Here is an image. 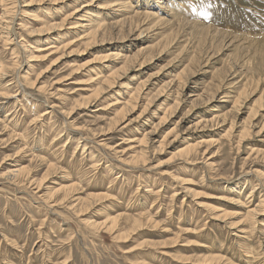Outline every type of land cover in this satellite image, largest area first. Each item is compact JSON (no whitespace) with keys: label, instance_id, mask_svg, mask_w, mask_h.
<instances>
[{"label":"rangeland","instance_id":"obj_1","mask_svg":"<svg viewBox=\"0 0 264 264\" xmlns=\"http://www.w3.org/2000/svg\"><path fill=\"white\" fill-rule=\"evenodd\" d=\"M13 1L16 12L11 13L13 28L6 27L8 35L0 20L4 26L0 25V61L9 75L0 83H11L7 89L11 97L0 111V264H225L227 259L251 264L249 256L253 264H264L260 243L264 215L259 223L246 218L235 230L230 219H214L215 211L208 206L237 211L240 220L264 197V128L258 132L264 125V0H169L160 3L162 8L155 7L157 0L146 5L132 0L135 8L120 15L110 12L113 0ZM143 5L158 14L133 15L145 12ZM85 9L100 13L101 21L110 24L95 39V34L86 39L85 32H75V24H68ZM167 9L174 15L167 16ZM0 10L1 14V6ZM75 10L81 11L76 15ZM140 31L145 34L135 39ZM38 46L52 47L36 52L40 59L30 62ZM107 54L114 56L102 61ZM126 63L127 74L120 70L125 76L112 79L113 87H107V76ZM144 82V92L138 91ZM38 86L46 91L40 92ZM101 87L106 92L97 99ZM197 87L209 94L201 102H191L186 96ZM209 87L215 96L231 94L230 102H212ZM91 96L85 105L82 100ZM115 99L122 104L115 105ZM175 99L181 104L156 128L147 161L138 160L147 149L135 138L157 126ZM128 101L131 121L114 124L117 111ZM46 109L52 113L33 122ZM221 109L222 113L232 109L225 125L221 120L206 127L199 122L212 119ZM252 111L256 115L250 117ZM6 113L10 115L4 118ZM231 122L235 127L228 135ZM242 125L252 137L240 144ZM202 139L215 143L199 147L193 161L188 156L174 158ZM50 164L56 170L40 189L3 177L13 165L30 166L29 181H39ZM61 186L76 187L65 202H60L64 190L57 191ZM254 188L257 191L251 194ZM90 195L97 197L93 207L82 212L73 208ZM116 217L118 227L105 230L103 224L110 225ZM131 217L140 218L142 225L134 226L127 239L117 238L133 223ZM245 228L248 233H241ZM248 247L256 255H249ZM214 254L226 261L203 263Z\"/></svg>","mask_w":264,"mask_h":264},{"label":"bare ground","instance_id":"obj_2","mask_svg":"<svg viewBox=\"0 0 264 264\" xmlns=\"http://www.w3.org/2000/svg\"><path fill=\"white\" fill-rule=\"evenodd\" d=\"M68 1V0H67ZM164 2H161V0H157V1H155V7H157V8H162L163 6H160V3L162 4V3H166V4H168V1L169 0H163ZM182 1V0H181ZM4 2H6L5 4H2V3H4ZM148 2V0H143V4L144 5H146V3ZM178 2V1H177ZM15 3H17V2H15ZM71 3V2H70ZM110 3H112L111 4V6L109 7L110 8V12H113V13H115V12H119L118 13V15H120V13H122V12H124L125 11V9H129L130 8V6H131V8L132 9H134L133 8V2H132V0H113V2H110ZM180 3V2H179ZM131 4V5H130ZM3 5H4V9H3ZM90 5H92V3H90V1L86 4V6H90ZM143 5V7L146 9L145 10V12H143V13H141V12H139V11H137L135 14H133V15H135V16H144V17H147V18H149L150 16H154V15H157L158 14V12H154V10H152L151 8L150 9H148V7L146 6H144ZM0 6H1V9H2V13L0 14V20L2 21V22H5L4 24H5V27L4 26H2L1 24V26L2 27H4V29L6 30V27H9V28H13V26H11L10 27V24L12 25L13 23H14V17H12V15H11V13L13 14V12L15 13L16 11H13V8L12 7H14V1L13 0H0ZM85 6V7H86ZM100 8V7H99ZM84 9V8H83ZM123 9V10H122ZM16 10V9H15ZM86 11H85V13H84V15H78L77 13L78 12H80L81 10H75V12L74 13H76V15H78V16H76V17H74V20H69V21H71V22H68V24H75L74 26H75V28H77L76 30H75V32L76 31H80L81 33H84L85 32V38L86 39H90V38H92L93 37V34H95L94 35V39H95V37L99 34V32H101L102 30H105L110 24H107V23H105V22H103V21H101V19L102 18H100V13L99 14H96V13H94V12H92V10H90V9H85ZM1 11V10H0ZM133 13V12H132ZM166 14H167V16H170V15H174L173 13H174V10H172V9H167V11L165 12ZM115 15H117V14H115ZM71 16V15H70ZM95 17V18H94ZM133 17V16H132ZM5 18H7V21H4V20H6ZM67 18H68V15H67ZM115 19V18H114ZM126 18H124V19H119V20H117L115 23H112L113 24V26L114 27H118L119 25H121L122 23H123V21L125 20ZM165 19V18H164ZM9 20V21H8ZM166 20V19H165ZM63 21L65 22L66 21V17L63 19ZM106 21V20H105ZM107 22V21H106ZM7 25V26H6ZM17 25V24H16ZM4 29H2V30H4ZM116 29H118V28H116ZM4 30V32L3 33H6L7 35H8V31L10 30H6L5 31ZM52 31V30H51ZM152 32V31H151ZM80 33V34H81ZM5 34V35H6ZM144 35L145 33H143V31H140V33H139V35L135 38V39H138L141 35ZM220 34V33H219ZM10 35V34H9ZM77 35H79V34H77ZM84 36H81V38L80 39H82V38H84ZM228 36V35H227ZM0 37H2L3 38V36H0ZM6 37V36H5ZM84 38V39H85ZM6 40H7V42L9 41L10 43H12V39L10 40V37L8 36V38L6 37L5 38ZM228 40V39H227ZM92 41V40H91ZM235 41V40H234ZM55 42H57V41H55ZM229 42V41H228ZM245 42H247V41H245ZM232 43H233V41H232ZM66 44H68V43H66ZM70 44V43H69ZM230 44H231V42H230ZM52 45V44H51ZM147 45H145V46H143V47H141L139 50H138V52L140 53L141 51H143V49L144 48H147L146 47ZM39 47V46H38ZM52 46H49V47H45V48H42V47H39V49H35L34 51H33V53L31 54V57H30V59H29V61L30 62H34V61H37V60H39L40 58H39V56L40 55H38V54H36V52H38V53H41V52H43V51H46L47 49H50ZM43 56V55H42ZM111 56H114L113 54H107V56L102 60V61H106L107 59H111L112 57ZM43 58V57H42ZM119 57H116V59H118ZM17 61V60H16ZM194 61H196V60H194ZM193 62V61H192ZM16 63H18V62H15V65H16ZM194 64H196V63H194ZM86 62L84 63V64H81L80 66H78V68H77V72H79L80 70H82L83 68H85L86 67ZM140 65H144V63H141ZM33 66V64H30V68ZM7 66L6 65H4V62L3 61H0V80L2 79V80H4V81H6V79L8 78V70H7V68H6ZM14 67V66H13ZM109 67V66H108ZM127 67V63L126 64H124L123 66L121 65L120 67H118V69H115V71H112L108 76H107V78L105 79V84L107 85V87H113V81H112V79H117V78H119V79H121V78H123L126 74H127V72H128V70L129 69H127L126 68ZM189 66H187V68H188ZM113 68V67H112ZM184 69H185V67H184ZM184 69L182 70V71H184ZM120 70H124L123 71V74H125V75H123V74H119L118 72L120 71ZM189 70V69H188ZM76 72V73H77ZM87 72V71H86ZM92 72V71H91ZM187 72V71H186ZM189 72V71H188ZM191 72V71H190ZM27 73V72H26ZM221 74H222V72H221ZM179 75V74H178ZM178 75H176V76H178ZM193 75V74H192ZM191 75V76H192ZM194 76V75H193ZM192 76V77H193ZM179 77H181V76H179ZM177 78V77H176ZM11 79H13V78H11ZM9 80V79H8ZM37 80H39V78H37L35 81H33V85H34V87H36V85H37ZM172 81H175V82H177V80L175 79V80H172ZM180 81V80H179ZM216 81V80H215ZM8 82V81H7ZM9 83V82H8ZM7 83V85H4V82H1L0 83V111L1 110H3L4 108H5V105L9 102V100L7 99V98H10L11 97V94H8V91H7V89L9 88V86L11 85V83L10 84H8ZM17 83V82H16ZM34 83H36V84H34ZM168 83V82H167ZM172 83V82H171ZM171 83H168V85L167 86H169ZM181 83V82H180ZM6 84V83H5ZM143 85H139L138 87H137V90L139 91V90H142L143 91V89H145L146 88V82H144V83H142ZM184 84V83H183ZM182 83H181V85H183ZM214 84V83H213ZM261 84V83H260ZM178 85H180V84H178ZM185 85V84H184ZM218 86V85H217ZM165 87V86H164ZM179 86H177V88H178ZM212 87V86H211ZM216 87V86H215ZM20 88V87H19ZM167 87H165L164 89H166ZM169 88V87H168ZM213 88V87H212ZM23 89V88H22ZM58 89H60V88H58ZM179 89V88H178ZM186 88H184V90H185ZM192 90H189V93H188V95L186 96L188 99H190L191 100V102H196V101H198L201 97H203L204 95H206V93L207 94H209L208 93V91L207 90H205L204 91V89L201 91V92H199L200 91V89L201 88H199V87H197V88H191ZM215 89V88H214ZM213 89V90H214ZM19 90H21V89H19ZM38 90L41 92H43V91H46V89L43 87V86H38ZM121 90V89H120ZM162 90V89H161ZM174 90V89H173ZM182 90V89H181ZM208 90H209V92H211V89H210V87L208 88ZM219 90V89H218ZM217 90V91H218ZM142 91H140L141 93H142ZM177 91V90H176ZM207 91V92H206ZM106 92V88H104V87H101L100 88V91H97V94L95 95L96 96V98L97 97H100V95L102 94V93H105ZM120 92V91H119ZM137 92V91H136ZM144 92V91H143ZM160 92V91H159ZM164 92V91H163ZM178 92V91H177ZM205 92V93H204ZM212 92H214V91H212ZM211 92V93H212ZM21 93H23V91H21L19 94H21ZM171 93H172V91H171ZM222 93H224V95H221V94H219L218 96H215V94L213 95V93H212V95H211V101L212 102H215V101H219L220 103H222V104H228L229 102H230V100H231V94H229L228 92H222ZM28 94V93H27ZM93 94V93H92ZM139 94V93H138ZM175 94V93H174ZM22 95V94H21ZM20 95V96H21ZM140 95V94H139ZM158 95H159V93H158ZM171 94H169V96H170ZM173 95V94H172ZM178 95H179V93H178ZM185 95L186 94H184V97H185ZM221 95V96H220ZM19 96V95H18ZM160 96H162V95H160ZM159 96V97H160ZM177 96V95H176ZM182 96V95H181ZM210 96V95H209ZM220 96V97H219ZM156 97V96H155ZM158 97V96H157ZM178 97V96H177ZM16 98V97H15ZM14 98V99H15ZM181 98V97H180ZM207 98H208V95H207ZM207 98H206V100H207ZM7 99V101L5 102L4 100H6ZM12 99V98H11ZM91 99H93V96H91V97H89L88 99H85V100H82V101H84L85 102V105L86 104H88V102H90V100ZM98 99V98H97ZM133 99L135 100L136 99V94H134L133 95ZM179 99V98H178ZM16 100H20L19 98H16ZM116 101H115V105L116 104H118V103H120V104H122V102H120V101H118V99H115ZM176 100L177 99H175V103L174 104H172V105H168V108L167 107H165V108H167L166 110H164L165 112L163 113V116L162 117H159V122L157 123L158 125L157 126H155L152 130H149V131H147L144 135H143V137L142 138H135V140H137L138 139V143H139V145H142V147H144V148H146L147 149V152H145V153H143V151L145 150V149H143V151H142V153L140 154V156H139V158L140 159H138V160H142L143 162H146L147 161V156H146V153H148V151H151L150 150V147H149V144L152 142V141H154V135H155V133H156V128L157 127H160L161 125H163L169 118H171L174 114H172L173 113V111H177V108L180 106V104H181V102H180V100H179V103L177 104L176 103ZM203 99H201V101H202ZM178 101V100H177ZM186 101V100H185ZM184 101V102H185ZM200 101V100H199ZM198 101V102H199ZM200 101V102H201ZM260 101V100H259ZM83 102V103H84ZM132 102V101H131ZM131 102H125L124 103V105H122V107L117 111V115L115 116V118L116 117H118V119H117V121L116 122H113L114 124H116L119 120L120 121H122V124H124V123H126V121H128L129 120V115L127 114V105L129 104H131ZM238 102L239 101H235L234 103H233V105H232V109H229V110H227V111H225V113H222L223 111H222V109L221 110H215V111H217L218 112V114L217 115H215L214 117H212V119H210V120H207V121H205V122H201V121H199L200 123H203L205 126L204 127H206V126H208V125H210L211 123H214V122H217V121H220L221 120V122L223 123V125H225L226 124V120H227V117H228V115L229 114H231V112L232 111H237L238 110ZM258 102V101H257ZM81 104V103H80ZM184 104V103H183ZM260 104V103H259ZM77 105H79V104H77ZM83 105V104H82ZM134 105V104H133ZM221 105V104H220ZM80 107V106H79ZM129 107V106H128ZM132 107V106H131ZM149 107V106H148ZM147 107V108H148ZM223 107V106H222ZM227 107V106H226ZM238 107V108H237ZM146 108V109H147ZM130 109V108H129ZM132 109H134V108H132ZM176 109V110H175ZM49 110H51V109H49ZM48 109H46V111L45 112H42V113H39V115H37L36 116V118L34 119V121L33 122H37V121H40V122H42V117H44L45 115H48V114H50V113H52L51 111H49ZM99 110V109H98ZM101 110V109H100ZM230 110H232V111H230ZM128 111H130V110H128ZM235 111V112H236ZM256 111V110H255ZM132 112V111H131ZM145 112H146V110H145ZM159 112V111H158ZM129 113V112H128ZM236 114V113H235ZM254 114H255V112L254 111H252L251 112V116L250 117H253L254 116ZM10 114H8L7 115V113H6V115L4 116V118L5 117H7V116H9ZM256 115V114H255ZM14 118V117H13ZM137 118H139V117H137ZM234 118H235V116H234ZM158 119V118H157ZM4 120V119H3ZM116 120V119H115ZM129 121H131V120H129ZM14 122V121H13ZM141 122V121H140ZM246 123V122H245ZM247 124V123H246ZM117 125V124H116ZM245 125V124H244ZM248 125V124H247ZM247 125H245L246 127H247ZM111 126V125H110ZM238 126V125H237ZM239 126H241L240 124H239ZM243 126V125H242ZM245 126H243V130L241 131V134H240V136H239V143L241 144L242 143V140L243 139H245L246 137H250L251 136V133L250 132H248V129H246V127ZM112 127H113V125H112ZM233 127H235V122H234V125H233V122H231V125H230V127H229V129L227 130V133H228V135H229V132L233 129ZM111 128V127H110ZM264 128V125H262V127L259 129V131L258 132H260L262 129ZM158 129V128H157ZM104 130V129H103ZM111 130V129H110ZM173 131L174 130H176V128L174 127L173 129H172ZM17 131V130H16ZM171 131H169L165 136H164V139L162 140V142L159 144L160 146L161 145H164L165 143H166V140L168 139V135H169V133H170ZM207 134V133H206ZM238 134V133H237ZM203 137V136H202ZM252 137V136H251ZM191 139V138H190ZM70 141V140H69ZM131 141H134V140H131ZM79 142H81V140H79ZM172 143V142H171ZM180 143V142H179ZM215 142L214 141H212L211 139L210 140H205V139H202L201 141H199V142H197L196 144H194V145H192V146H189V147H187V148H184V149H181L180 151H179V153H173L174 154V158L175 159H177V157H183V156H188V158L190 159V160H194V157L195 156H197V154H198V152H197V150H198V148L199 147H201V146H203L204 144H209V145H211V144H214ZM239 144V145H240ZM80 145V144H79ZM84 148V150L86 149V146H87V144H84V145H82ZM156 149H158V147L156 148ZM136 158V157H135ZM248 159V158H247ZM42 161H43V159H41ZM97 160V159H96ZM136 160V159H135ZM168 160H170V159H168ZM149 162V161H148ZM167 162V161H166ZM140 164V163H139ZM180 164V163H179ZM96 165V164H95ZM94 165V166H95ZM170 165V164H169ZM188 165V164H187ZM164 168V167H163ZM9 169V168H8ZM54 170H56V168L53 166V164H50L49 165V169H48V171H47V173L43 176V178H41L39 181H37L36 179H34V180H30L29 181V178H31V167L30 166H19V165H13L12 166V168L8 171V173L7 174H5V175H3V177H6V178H13V180H17V181H19L20 179V181H23V182H25V181H27V182H30L31 184L32 183H34V184H37V187L40 189V187H42V181L43 180H45V179H47L48 178V176H50L51 174H52V172L54 171ZM263 171V170H262ZM56 172V171H55ZM67 177V176H66ZM63 178V177H62ZM63 181V180H62ZM184 181V183H186V184H189V183H191L190 182V180H183ZM19 183V182H18ZM30 184V185H31ZM260 187V186H259ZM76 189V187L75 186H61V187H59V189H57V191L58 192H61V191H63L64 190V193H65V195H64V197H63V199L60 201V202H65L66 200H67V197H69V195L71 196V193L72 192H74V190ZM187 189V191L188 192H192V189H191V187H189V185H188V187L186 188ZM257 189H258V187H257ZM160 191V190H159ZM235 191V190H234ZM255 191H257L255 188L250 192L251 194H255ZM180 192V191H179ZM159 193V192H158ZM249 193V194H250ZM103 194V193H102ZM177 194V192L174 194V195H176ZM200 194H202V193H200V192H195L194 191V195H200ZM250 194V195H251ZM107 195V194H106ZM250 195H249V198H250ZM93 197H96V195H90L89 197H87V198H85L82 202H80V203H78L77 205L75 204L74 206H73V208H81L80 209V212H82V211H85V210H87V209H90L91 207H93L95 204V202L93 201L94 200V198ZM261 197V196H260ZM71 198V197H70ZM97 198V197H96ZM186 198V197H185ZM206 198V197H205ZM264 198V197H263ZM262 198V200H261V202L260 203H256V205H255V207L254 208H252V209H249V210H246L245 212H243L240 216H242V215H244V218L243 219H240V220H236L238 217H237V211L236 212H233V211H222V210H219V209H216L215 207H213V206H211V205H208L210 208H211V210H214L215 211V218L214 219H222V220H227V219H230V221H229V226H230V228L231 229H237V228H241L244 224H245V222H246V218H249V219H251L252 220V222L255 220V223H259L260 222V220H263V219H260V218H262V216L264 215V199ZM191 199V198H190ZM252 200V199H251ZM250 200V201H251ZM251 203V202H250ZM79 205H81V206H79ZM244 205H246V204H243V206ZM252 205H254V204H252ZM112 221L110 222V225L107 223H105V224H103V228L105 229V230H107V231H113L114 229H116L117 227H118V225H119V219L116 217V218H113V219H111ZM130 221H132L133 223L130 225V227L129 228H127L126 229V231H123V232H121V234H118V235H116V237L117 238H119V239H121V240H123V239H127L129 236H130V234L137 228V227H140L141 225H142V223H141V221H140V218H138V217H131L130 218ZM191 223H192V220H191ZM137 225V227L134 229V226H136ZM190 225H192V224H190ZM229 230V229H228ZM256 229H252L251 230V232H256L255 231ZM261 230V232L263 231L262 229H260ZM245 231H246V228H245V230H241V233H245ZM239 232V231H238ZM258 232V231H257ZM240 233V232H239ZM246 233H248V230L246 231ZM264 233V232H263ZM244 238H246V237H244ZM260 243L261 244H263L264 245V238H263V240H262V242L260 241ZM225 245V244H224ZM242 245V244H241ZM251 246V245H250ZM260 246H262V245H260ZM221 248V247H220ZM257 249V248H256ZM256 249H255V251H256ZM252 248L251 247H248V250H247V253L250 255H256V254H252L253 252H252ZM254 251V252H255ZM257 251H258V249H257ZM222 252V251H221ZM261 252V251H260ZM260 252H258L259 254H260ZM256 253V252H255ZM262 253V252H261ZM263 254V253H262ZM258 256V255H257ZM260 256V255H259ZM71 257V256H70ZM249 258V262L251 263V264H253V262H251L252 261V259H251V256H249L248 257ZM263 258V257H262ZM185 260H194V259H192V258H190V257H188V258H184ZM258 259V258H257ZM199 260H202L201 258H199ZM228 261L225 263V264H234V263H230L229 262V259H227ZM256 260V259H255ZM208 261V262H207ZM222 261H226L222 256H219L218 254L217 255H212V256H206L204 259H203V263H212V262H222ZM246 262V261H245ZM247 263V262H246ZM255 264V263H254Z\"/></svg>","mask_w":264,"mask_h":264}]
</instances>
